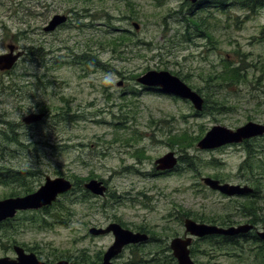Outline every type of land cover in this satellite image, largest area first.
<instances>
[{
  "label": "rangeland",
  "instance_id": "374dc122",
  "mask_svg": "<svg viewBox=\"0 0 264 264\" xmlns=\"http://www.w3.org/2000/svg\"><path fill=\"white\" fill-rule=\"evenodd\" d=\"M128 1L0 0V54L9 51L10 43L17 46L15 53L23 51L12 73L0 70V83L14 77L25 86L19 92L0 93V130L10 122L23 141L18 145L0 139V165L35 169L37 188L47 176H65L74 187V174L92 175L108 186L105 195L89 196L85 202L77 199L78 190L71 194L74 203L67 223L47 228L21 224L17 239L45 261L84 250L103 255L113 234L92 235L89 229L115 221L147 231L149 240L138 248L152 252L156 244L170 245L172 238L184 236L186 212L195 220L197 215L228 213L233 225L253 223L254 214L264 218V177L250 182L255 176L241 170L248 158L244 145L198 146L214 125L236 129L250 120L264 123V6L252 12L238 0L225 10L206 8L214 17L208 20L213 34L209 38L182 17L204 16V8L190 14L185 0ZM58 13L68 15L66 25L45 31ZM113 27L131 30L132 36L127 47L121 45L116 52L106 46L116 34L109 32ZM88 51L97 59L92 61ZM240 58L246 81L206 87L209 73L224 71L226 64L242 65ZM151 69L168 70L195 90H215L212 95L229 109L198 111L185 99L140 84L137 77ZM34 112L45 115L25 123L23 118ZM136 131L138 138L133 137ZM184 132L201 138H191L193 143L187 145L171 140ZM168 152H174L182 169L153 175L155 160ZM203 176L249 184L256 195L225 196L207 187ZM11 190L0 184V199ZM248 199L256 202L252 209H243L248 212L243 215L237 206ZM256 226L262 230L264 221ZM7 244L0 238V256L12 255ZM131 246L114 259L116 264L133 256L136 248ZM208 246L203 241L196 246L192 257L197 264H262L253 255L256 250L246 249L241 256L207 254Z\"/></svg>",
  "mask_w": 264,
  "mask_h": 264
},
{
  "label": "trees",
  "instance_id": "16d2710c",
  "mask_svg": "<svg viewBox=\"0 0 264 264\" xmlns=\"http://www.w3.org/2000/svg\"><path fill=\"white\" fill-rule=\"evenodd\" d=\"M230 0H199L197 2V8L200 10L204 8L213 7L219 10H225L228 2ZM238 1V0H237ZM247 8H249L252 12H255L257 8L264 6V0H240ZM247 1V2H245ZM129 5H132L133 2L130 0L128 1ZM246 3V4H245ZM190 6V14H193L195 10V6L190 2H186ZM135 11V10H133ZM180 13L179 11H175V14ZM184 20L188 23V26L195 27V31L199 32L200 34H205L209 38L213 37L211 26H209L208 20L214 19L213 14L211 13L210 9L207 10V14L204 16H199L197 18L191 17L188 15H182ZM66 25V24H63ZM62 25V26H63ZM189 30V28H188ZM187 30V31H188ZM109 31V30H108ZM131 30H119V28L113 27L110 29L109 32L116 33L113 36H110L106 40V46L108 49L110 47L113 51H118L121 45L127 47V42L132 40V36L129 34ZM195 32V33H196ZM40 50V48H39ZM127 50V49H126ZM125 50V51H126ZM89 57L91 56V60H96L97 56L90 51L87 54ZM243 55V54H241ZM239 63H243L242 58H240ZM242 65H234L226 64V69L224 71H217L209 73L205 79V83L208 84L207 88L211 87L210 84H226L230 85L232 83H240L247 80L246 73L244 72V68ZM7 73H12V70H8ZM20 79L15 80L12 77L9 80V83L3 80L0 83V93H5L8 89L19 92L20 90L25 89V86L19 84ZM5 83V84H4ZM199 93H201L205 98V105L202 111H211V110H220V109H229V106L226 105L224 100H220L219 98H215L213 92L211 91H204L202 87L197 89ZM161 91V90H160ZM42 107H47L41 104ZM217 108V109H216ZM213 112V111H211ZM201 112H196L195 114H199ZM6 125L5 130H0V139H3L4 142L9 144L17 143L18 145H23V141L19 138L17 133V128L14 124L5 121ZM133 137H140V134L136 131L133 134ZM192 140H199L201 136L197 137H190L187 133L183 134H175L172 136V141L177 142L181 145L191 144ZM264 139V136L262 137ZM248 152L249 160L243 161L240 165L241 170L248 171L249 174L254 175L253 179L250 178L252 182H261L260 178L264 177V144L259 143V141H249L245 146ZM244 147V149H245ZM140 150H137L136 154H140ZM4 170V171H3ZM63 174V173H61ZM258 174V176H257ZM217 176V175H216ZM35 169L30 167H24L22 169H16L10 166L0 165V184H6L11 186V193L9 196H18V195H25L31 192H34L37 187H35ZM94 176L90 175L87 177H81L77 174L73 175L75 179L74 187L71 191L63 193L61 196H64L66 200L62 198H58L54 201L51 205L45 206L41 209L37 210H26L20 212V214H24L21 216L18 214L14 219L20 220V223H16L13 226L10 223H3L0 225V230L3 228V232L8 234V237L12 239L19 231V227L21 224L32 225L34 227H41L47 228L52 226L54 222L60 223H67L69 213H72V204L74 203V199L70 198V195L73 194L75 191L79 192L77 199L81 202H85L89 196H94L89 190L84 187L85 181L93 178ZM222 180H224L222 178ZM39 181V180H38ZM256 195V194H255ZM254 195V196H255ZM252 197V196H250ZM249 198V197H248ZM255 200L248 199L246 202H240V206H237V209L242 210L243 215H248V212L245 210H250L255 205ZM241 211V212H242ZM31 212V213H30ZM27 214V215H26ZM29 214V215H28ZM184 216H191L190 212L184 213ZM197 220L202 222L208 223H215L223 226L230 225L234 223V220L231 218L230 214L226 213L224 216L217 217L216 214H205V215H197L195 217ZM264 218L260 217V214H254V216L250 219V222H253L255 225L260 224L263 222ZM124 226L125 225L122 221H120ZM144 230V229H143ZM152 239V238H151ZM150 239V240H151ZM154 239V238H153ZM200 241L207 242L209 244L208 249H206L205 253L209 252H223L227 255H244L243 252H246V249L249 251L256 250L253 254L256 259H258L259 263L264 264V241L259 237L256 230H251L244 234L238 235H220V234H211L202 238H198L194 241L195 245L192 246L191 251L195 253L198 251L196 246ZM254 243L255 246H251V243ZM30 250H34L33 247H29L25 244ZM140 245V244H139ZM143 246V245H142ZM130 247V246H128ZM135 247L136 249L133 250V256L126 261H123L118 264H177V260L171 252L170 245L165 243H159L155 245L156 250L149 252L146 251L145 248H138V245H132L131 248ZM204 252V250H202ZM145 256H151L150 258H146ZM61 257H65L68 260L79 262V263H88V264H96L101 261L102 259V252L100 251L96 256L87 253L86 250L82 251V254L72 256H58L55 259H60ZM54 261V260H52Z\"/></svg>",
  "mask_w": 264,
  "mask_h": 264
},
{
  "label": "water",
  "instance_id": "95a60500",
  "mask_svg": "<svg viewBox=\"0 0 264 264\" xmlns=\"http://www.w3.org/2000/svg\"><path fill=\"white\" fill-rule=\"evenodd\" d=\"M196 3L198 0H188ZM68 15L55 14L49 23L45 26L46 31H52L58 26L66 23ZM133 25L136 29L140 27L138 22ZM17 46L13 43L8 44L9 51L0 54V70L6 71L12 69L19 61L23 51L15 53ZM137 81L148 87H158L165 93L179 96L183 99L190 100L197 110H202L204 106V97L183 79L168 70L151 69L137 77ZM120 82L119 84H121ZM44 112L30 113L23 118L25 123L38 122L44 117ZM264 134V123L250 120L236 129L224 125H214L204 137L198 142L200 148H215L228 143H240L244 139ZM178 162L174 152L157 158L155 160L158 169L173 168ZM203 181L206 185L214 190H218L228 196H241L253 192V188L249 185L221 182L211 176H204ZM84 186L96 195L103 196L108 190L103 180L90 179L85 182ZM73 188L71 179L65 176L50 177L47 176L45 182L34 192L8 196L0 199V222L14 217L18 211L37 210L42 207L51 205L63 193ZM186 236H176L172 238L170 247L174 256L177 258L178 264H197L191 255V244L195 237H204L210 234L236 235L246 233L251 230L253 224H242L238 226L223 227L216 224L199 222L191 217L185 219ZM92 235H103L112 233L114 236L113 243L103 253L102 260L96 264H116L114 259L123 253L126 246L147 242L150 238L147 232L134 231L123 226L119 222H111L105 227L92 226L89 229ZM262 240H264L263 230L258 231ZM18 253L17 259H11L8 256L0 257V264H87L70 261L68 259H59L55 262L45 261L38 257L33 251H26L22 246H16Z\"/></svg>",
  "mask_w": 264,
  "mask_h": 264
},
{
  "label": "flooded vegetation",
  "instance_id": "af4514ba",
  "mask_svg": "<svg viewBox=\"0 0 264 264\" xmlns=\"http://www.w3.org/2000/svg\"><path fill=\"white\" fill-rule=\"evenodd\" d=\"M246 2V1H245ZM230 3L232 4V3H237V0H230L229 2H228V4L230 5ZM246 4V3H245ZM244 8L245 9H247L248 11H251L249 8H247L245 5H244ZM195 10L194 11H199V9L197 8V4L195 5V8H194ZM259 141V138H252V139H248V140H245L244 141V143H243V145H244V147L247 145V142H249V141ZM259 143H260V141H259ZM247 148L245 147V150H246ZM246 155H248V152H247V150H246ZM245 160H247V162H248V160H249V156H248V158L247 159H245ZM182 168L180 167V164H179V159H178V164L175 166V167H173V168H167V169H158V168H156V172H154V174L153 175H159V174H168V173H171V172H174V171H179V170H181ZM248 172V171H247ZM91 179V178H90ZM250 182H252L251 180H250V178L248 179ZM106 183V182H105ZM256 191L257 190H254V192L256 193ZM255 193L253 194V195H255ZM15 217H13V218H7V219H5V220H3V221H1L0 222V225L1 224H3V223H10V224H12L13 226H15V224L18 222V223H20V220H15L14 219ZM21 231H23V229L22 228H19V231H18V233L15 235V237H13L12 239H10L9 237H8V234L7 233H5V232H3V228L0 230V238H2V239H4L5 241H6V243H8L7 245H8V249H10V251L12 252V255H5V256H8V257H10L11 259H17V257H18V253H17V251H16V246L18 245V246H22L26 251H28V252H30V251H33V250H30L26 245H25V243L24 242H21V241H19L18 239H17V236L21 233ZM147 232V231H146ZM184 236H185V233H184ZM5 256H0V257H5Z\"/></svg>",
  "mask_w": 264,
  "mask_h": 264
}]
</instances>
